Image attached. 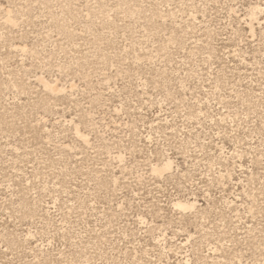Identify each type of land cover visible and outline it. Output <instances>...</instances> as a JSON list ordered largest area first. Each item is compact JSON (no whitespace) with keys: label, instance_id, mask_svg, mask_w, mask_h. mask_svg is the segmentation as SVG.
<instances>
[{"label":"rangeland","instance_id":"374dc122","mask_svg":"<svg viewBox=\"0 0 264 264\" xmlns=\"http://www.w3.org/2000/svg\"><path fill=\"white\" fill-rule=\"evenodd\" d=\"M0 264H264V0H0Z\"/></svg>","mask_w":264,"mask_h":264}]
</instances>
